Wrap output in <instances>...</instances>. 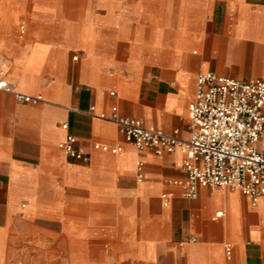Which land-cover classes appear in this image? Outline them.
<instances>
[{"label": "crops", "instance_id": "1", "mask_svg": "<svg viewBox=\"0 0 264 264\" xmlns=\"http://www.w3.org/2000/svg\"><path fill=\"white\" fill-rule=\"evenodd\" d=\"M0 56L41 97L0 89V264L34 232L68 264H264V198L185 196L183 153L139 150L109 119L116 105L187 137L200 73L264 75V0H0ZM67 133L85 160L59 148Z\"/></svg>", "mask_w": 264, "mask_h": 264}, {"label": "built area", "instance_id": "2", "mask_svg": "<svg viewBox=\"0 0 264 264\" xmlns=\"http://www.w3.org/2000/svg\"><path fill=\"white\" fill-rule=\"evenodd\" d=\"M0 89L23 101L41 99L39 95L18 91L1 72ZM188 116L187 137H182L178 129L165 132L141 119L123 116L116 105L111 106L109 119L118 126L124 140L139 150L161 154L178 149L183 153L181 167L185 178L176 182L183 187L185 196L196 197L198 186L203 185L238 189L253 204L264 198V75L241 80L214 71L200 73L194 99L188 105ZM62 127L68 125L63 123ZM76 142V137L67 133L58 145L67 157L85 160V152ZM93 148L121 150L120 145L99 142H94ZM140 168L138 164L141 178ZM225 250L230 255L229 244Z\"/></svg>", "mask_w": 264, "mask_h": 264}, {"label": "rangeland", "instance_id": "3", "mask_svg": "<svg viewBox=\"0 0 264 264\" xmlns=\"http://www.w3.org/2000/svg\"><path fill=\"white\" fill-rule=\"evenodd\" d=\"M37 223V222H35ZM51 227V224L49 225ZM52 236H40L36 232L30 233L24 239L18 238L13 253L16 264H68L65 252L54 253Z\"/></svg>", "mask_w": 264, "mask_h": 264}]
</instances>
